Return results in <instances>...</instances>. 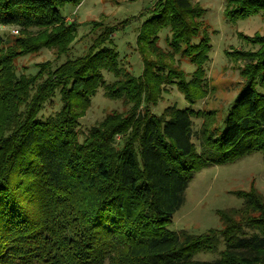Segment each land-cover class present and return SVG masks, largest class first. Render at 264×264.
<instances>
[{"label":"trees","instance_id":"trees-1","mask_svg":"<svg viewBox=\"0 0 264 264\" xmlns=\"http://www.w3.org/2000/svg\"><path fill=\"white\" fill-rule=\"evenodd\" d=\"M230 3L236 4L226 5L230 22L264 14V0ZM60 8L56 0H0V27L38 30L17 40L18 50L0 48V264H264V199L252 189L237 193L239 209L217 212L219 229L200 235L167 229L195 173L254 154L264 161V36L256 38L259 50L241 71L245 82L223 128L209 132L204 116L193 134L199 113L175 105L161 116L149 111L163 73L178 79L188 103L207 93L209 38L199 34L200 13L190 0H158L136 41L141 50L154 48L152 37L168 30L169 48L175 54L184 45L194 67L188 81L144 51L141 76H126L117 54L102 45L109 42L107 30L83 56L17 78V57L41 49L67 52L75 27ZM103 72L124 80L108 87ZM101 88L130 109L109 115L80 140L78 119ZM56 92L60 110L37 120ZM202 253L217 258L194 259Z\"/></svg>","mask_w":264,"mask_h":264},{"label":"rangeland","instance_id":"rangeland-1","mask_svg":"<svg viewBox=\"0 0 264 264\" xmlns=\"http://www.w3.org/2000/svg\"><path fill=\"white\" fill-rule=\"evenodd\" d=\"M61 5L60 15L64 22L75 27L74 39L67 52L57 55L55 51L41 49L35 53L17 57L14 62V73L17 78L34 76L39 67L48 64L51 69L62 65L67 60H74L83 56L94 46L104 30L111 32L109 42L102 44L112 53L117 54V68L128 77L139 78L142 74V52L151 61L160 59L168 70L181 73L185 81L192 78L193 65L190 58L184 54L182 45L177 53L169 48L171 34L168 30H161L153 40L155 47L147 46L141 50L137 45L139 30L151 16L153 6L158 0H56ZM234 0H190L192 7L198 11L196 23L199 34L209 38L210 50L206 70L207 93L194 103H188L179 92L178 79L166 78L162 74L163 82L159 88L157 103L149 107L150 113L161 116L172 106L189 108L199 116L192 118V132L197 134L202 126L204 116L208 122L209 132L223 128V120L233 100L243 88L245 78L241 71L245 63L254 59L251 56L258 52L257 37L264 36V14L244 20L230 22L225 17V8H234ZM36 36L37 29L23 30L18 26H1L0 36L3 40L0 48L18 50L17 40ZM202 34V35H203ZM156 46L158 48H156ZM144 57V56H143ZM105 85L108 87L115 82H123V78H114L103 72ZM168 77H171L170 75ZM257 90H262L258 87ZM101 88L91 98V103L78 119L80 140L95 126H98L111 114H124L130 106L119 97L112 99ZM61 108L58 93L50 99L39 113L37 120L42 121L55 115ZM143 106L138 110H142ZM203 115V116H202ZM216 133V131H215ZM192 143L200 151L201 141L193 135ZM254 190L264 199V161L261 155L254 154L224 166L210 165L195 173L190 180L184 194V203L174 214L169 231L186 232L200 235L211 229H219L218 211L239 209L242 201L238 192ZM257 217V215H252ZM221 249V246L220 248ZM217 256L213 254H199L195 260L212 261Z\"/></svg>","mask_w":264,"mask_h":264}]
</instances>
